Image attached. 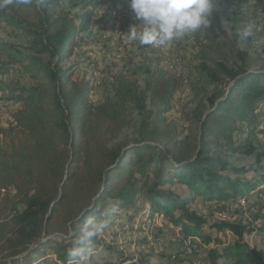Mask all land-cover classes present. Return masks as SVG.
I'll return each instance as SVG.
<instances>
[{
	"label": "trees",
	"instance_id": "16d2710c",
	"mask_svg": "<svg viewBox=\"0 0 264 264\" xmlns=\"http://www.w3.org/2000/svg\"><path fill=\"white\" fill-rule=\"evenodd\" d=\"M13 1L34 19L12 4L0 7V19L27 38L24 44L0 35V74L17 66L34 83L0 79V91L19 104L7 125L0 123V264H49L51 252L53 264H69L68 252L88 217L107 227L117 217L130 220L126 212L141 198L150 204L149 218L162 212L185 237H199L205 246L217 241L205 225L234 232L233 240L207 247L204 263L188 259L190 264H264V248L244 239L252 229L226 220L209 224L192 206L200 197L235 201L264 190V153L256 144L264 121V53L240 48L238 33L224 30L221 1L213 0L206 30L215 57L201 63L213 87L191 84L192 106L182 111L185 128L166 115L182 79L161 59L143 72L144 85L119 81L100 103L90 99L93 86L74 80L73 67L64 65L96 35L92 26L122 19L126 7L117 0H82L79 12L59 8L61 0ZM256 4L264 19V0ZM133 109L140 115L136 136L110 146L106 136H118ZM235 154H256V162L232 165ZM248 172L259 173L241 177ZM177 183L188 188V199L173 188ZM100 245L98 235L95 251ZM87 264L115 263L92 255Z\"/></svg>",
	"mask_w": 264,
	"mask_h": 264
},
{
	"label": "rangeland",
	"instance_id": "374dc122",
	"mask_svg": "<svg viewBox=\"0 0 264 264\" xmlns=\"http://www.w3.org/2000/svg\"><path fill=\"white\" fill-rule=\"evenodd\" d=\"M222 25L229 34L238 33V30L249 24L254 26V35L247 41L239 39L240 48L250 53H264V19L263 12L257 6L256 0H220ZM122 10V21L106 19L91 27L96 34L87 39L86 43H80L72 56L66 60L65 66L73 67V79L93 86L90 99L95 103L104 100L105 95L112 94L115 86L122 80H138L144 85L145 76L143 72L154 65L156 59H161V65L181 76L182 84L175 94L173 109L166 113L167 117L177 122L182 128L186 123L182 115L185 107L192 106V85L212 88L213 83L201 70V63L210 61L215 54L209 49L207 40V28L195 33H190L183 38L173 41L167 47H152L141 45L138 41L129 39L128 30L141 21L134 19V13L130 8V0H117ZM82 0H61L59 8L82 11ZM12 5L19 13L34 19L33 13L27 8L15 4ZM106 7V6H104ZM6 10V7H1ZM105 10L99 9L98 15L104 14ZM126 20L127 26H124ZM142 25H138L140 30ZM0 35L11 41L27 44V38L20 31H13L6 22L0 19ZM169 55V58H167ZM0 57L5 56L0 52ZM4 81H17L23 85L33 84L34 81L28 75L22 73L17 66H8L0 74ZM9 92L0 91V106L6 107L4 113H0V123L7 125L11 119L12 111L19 104L14 103L7 97ZM149 108L156 110L157 103H148ZM140 124V115L136 110H131L124 118V126L118 136H106L110 146L120 142L131 140L137 134ZM262 132L258 135L257 148L264 153V121L259 126ZM101 135L105 131L102 130ZM231 159L232 165H252L256 162L255 155L235 154ZM264 162V156L262 157ZM259 172H248L241 177H252ZM173 188L181 195L182 199H188L189 190L185 185L177 183ZM245 201V203H242ZM110 203V202H109ZM192 206L206 218L209 224L213 221L242 222L250 234L245 233L244 239L251 246L264 248V190H260L251 197H239L235 201H208L203 198L195 199ZM150 204L146 198L137 201L133 208L128 210L132 218L115 219V223L106 227L99 233L101 245L93 255L101 263L108 260L115 264H133L141 259L145 264H190L188 259L194 263L205 262L207 247H212L216 242L227 243L235 238L234 232L230 230H219L204 226V232L211 234L217 241L209 246L201 243L199 237H185L180 227L174 225L169 216L158 212L149 218ZM55 254L51 252L49 264L54 263ZM126 258L124 262L117 263Z\"/></svg>",
	"mask_w": 264,
	"mask_h": 264
},
{
	"label": "clouds",
	"instance_id": "9594fccd",
	"mask_svg": "<svg viewBox=\"0 0 264 264\" xmlns=\"http://www.w3.org/2000/svg\"><path fill=\"white\" fill-rule=\"evenodd\" d=\"M27 2V0H22ZM13 0H0V7H7ZM42 4L43 0H37ZM134 19L142 28L133 25L128 30L130 40L141 45L167 47L173 41L211 26L214 11L213 0H130ZM254 35L252 24L238 30L241 40ZM107 227V223L95 216L88 217L76 238V244L68 252L69 264H87L93 255L94 238Z\"/></svg>",
	"mask_w": 264,
	"mask_h": 264
},
{
	"label": "built area",
	"instance_id": "2783aa9c",
	"mask_svg": "<svg viewBox=\"0 0 264 264\" xmlns=\"http://www.w3.org/2000/svg\"><path fill=\"white\" fill-rule=\"evenodd\" d=\"M167 58H169V55H168ZM5 110H6V107H2V106H0V113H1V114L4 113ZM242 203H245V201H243Z\"/></svg>",
	"mask_w": 264,
	"mask_h": 264
}]
</instances>
